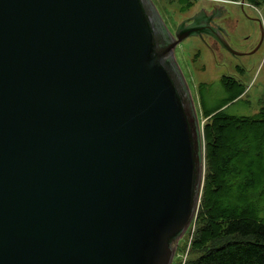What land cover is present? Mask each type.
Segmentation results:
<instances>
[{
    "label": "water",
    "instance_id": "obj_1",
    "mask_svg": "<svg viewBox=\"0 0 264 264\" xmlns=\"http://www.w3.org/2000/svg\"><path fill=\"white\" fill-rule=\"evenodd\" d=\"M213 18L171 32L153 0H0V264H170L205 170L173 49L243 53Z\"/></svg>",
    "mask_w": 264,
    "mask_h": 264
},
{
    "label": "trees",
    "instance_id": "obj_2",
    "mask_svg": "<svg viewBox=\"0 0 264 264\" xmlns=\"http://www.w3.org/2000/svg\"><path fill=\"white\" fill-rule=\"evenodd\" d=\"M220 79L223 91L206 81L198 87L205 170L191 242L198 255L185 264H264V94L253 112L230 111L248 100L247 85L235 75Z\"/></svg>",
    "mask_w": 264,
    "mask_h": 264
},
{
    "label": "rangeland",
    "instance_id": "obj_3",
    "mask_svg": "<svg viewBox=\"0 0 264 264\" xmlns=\"http://www.w3.org/2000/svg\"><path fill=\"white\" fill-rule=\"evenodd\" d=\"M153 1L171 32L180 23L191 22L193 16L204 10L207 14H213V22L225 29L234 46H243L249 42L248 38L254 37V34L259 39L261 30L258 23L248 18V15L261 18L264 26V0H189L188 5L186 1L181 3L177 0ZM246 34H250L247 39H245ZM213 41L209 35H204L203 39L199 35L192 34L180 40L173 49L176 63L185 77L194 101L201 131H203L207 120V116L201 111L198 94V87L201 82H212L217 91H223L220 78L224 74L235 75L245 81L247 87L244 98L249 101L238 99L229 106L230 111L238 113H250L258 109L259 96L264 94V40L257 52L242 56L240 62L227 49L222 48L219 43H213ZM209 43L214 46L216 51L212 50L213 48ZM196 224L197 219L194 215L174 244L170 264H185L198 255L191 248Z\"/></svg>",
    "mask_w": 264,
    "mask_h": 264
},
{
    "label": "flooded vegetation",
    "instance_id": "obj_4",
    "mask_svg": "<svg viewBox=\"0 0 264 264\" xmlns=\"http://www.w3.org/2000/svg\"><path fill=\"white\" fill-rule=\"evenodd\" d=\"M205 11V10H204ZM206 12V11H205ZM248 18H250V19H252V20H254L255 22H257L258 23V27L260 28L261 27V24H263L262 23V20H260V18H258V17H253V16H251V15H248ZM192 21H194V20H192ZM264 27V26H263ZM223 28V27H222ZM224 29V28H223ZM223 29H221L222 31H223V33H224V35H225V37L228 39V41H229V43L232 45V43L230 42V39H229V37L227 36V32L225 31V29L223 30ZM261 29V28H260ZM205 35H209V36H211L212 38H213V43L215 42V44H217V43H219L220 45H221V47L222 48H225V47H223L222 46V44L217 40V38L215 37V36H213V35H211V34H205ZM250 36V34H246L245 35V39H247L248 37ZM258 39V37H257V35L256 34H254V37L253 38H248L247 40H249V42H246L245 44H243V46H238V45H236V46H234V45H232L235 49H237V50H239L240 52H243L242 54H240V55H238L237 57H235V58H237V60L240 62V58L242 57V56H246V55H250V54H254L255 52H257L258 51V49L261 47V45L262 44H260V39H261V33H260V36H259V39ZM257 40V41H256ZM241 43V42H240ZM239 43V44H240ZM255 43V44H254ZM209 45L213 48L212 50L213 51H216L215 49H214V46H212V44H210L209 43ZM238 46V47H237ZM226 49V48H225ZM241 65V64H240Z\"/></svg>",
    "mask_w": 264,
    "mask_h": 264
}]
</instances>
